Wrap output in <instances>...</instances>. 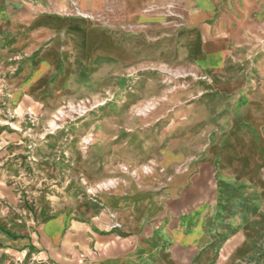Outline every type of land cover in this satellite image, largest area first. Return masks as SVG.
Returning <instances> with one entry per match:
<instances>
[{"label": "crops", "instance_id": "0c3cea01", "mask_svg": "<svg viewBox=\"0 0 264 264\" xmlns=\"http://www.w3.org/2000/svg\"><path fill=\"white\" fill-rule=\"evenodd\" d=\"M65 8L211 7L206 0H0V106L19 109L44 85L60 32L70 41L68 30L80 22ZM193 13L186 29H198L203 48L189 54L183 39L186 54L201 72L221 77L233 60V78L219 88L236 98L215 103L214 116L186 117L184 132L168 140L187 141L191 124L203 123L204 139L214 143L188 156L173 150L160 178L109 186L93 210L81 199L68 213L52 207L45 219L17 202L7 169L15 154L0 150V264H264V85L246 82L253 77L244 44L227 33L206 39L198 23L207 12ZM8 128L0 121L1 141ZM80 210L90 222L74 221Z\"/></svg>", "mask_w": 264, "mask_h": 264}, {"label": "rangeland", "instance_id": "374dc122", "mask_svg": "<svg viewBox=\"0 0 264 264\" xmlns=\"http://www.w3.org/2000/svg\"><path fill=\"white\" fill-rule=\"evenodd\" d=\"M206 2L211 8H82L84 14L65 8L80 22L68 30L70 41L60 32L59 57L44 85L20 99L22 109L0 106V121L9 127L0 150L15 154L8 179L31 215L42 211L45 219L52 207L68 213L81 199L93 210L109 186L160 178L156 171L173 150L188 156L214 143L204 139L203 123L191 124L187 141L168 140V133L184 132L186 117L214 116L215 103L236 98L219 88L222 79L233 78V60L221 77L201 72L183 48V39L189 54L203 48L197 28L186 29L194 10L207 12L198 23L206 39L227 33L244 44L245 69L253 77L246 82L264 85V0ZM3 94L8 97V89ZM73 217L90 222L85 211Z\"/></svg>", "mask_w": 264, "mask_h": 264}, {"label": "bare ground", "instance_id": "6f19581e", "mask_svg": "<svg viewBox=\"0 0 264 264\" xmlns=\"http://www.w3.org/2000/svg\"><path fill=\"white\" fill-rule=\"evenodd\" d=\"M197 30H198V29H197ZM193 31H196V30H193ZM188 32H189V31H188ZM196 32H197V31H196ZM192 34H193V33H192ZM188 35H189V34H188ZM191 36H192V35H191ZM191 36H190V37H191ZM198 38H199V36H198ZM187 39H190V38L188 37ZM193 39H194V38H193ZM199 39H200V38H199ZM190 40H191V39H190ZM200 40H201V39H200ZM200 40H199V41H200ZM197 42H198V41H197ZM201 42H202V41H201ZM198 43H199V42H198ZM202 45H203V44H202ZM96 49H97V48H96ZM117 49H118V48H117ZM113 52H114V51H113ZM88 59H89V58H88Z\"/></svg>", "mask_w": 264, "mask_h": 264}]
</instances>
